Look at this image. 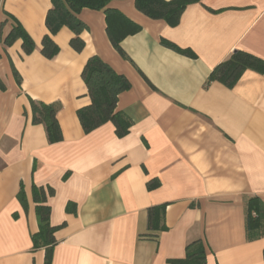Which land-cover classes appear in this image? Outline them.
<instances>
[{"label": "crops", "instance_id": "obj_1", "mask_svg": "<svg viewBox=\"0 0 264 264\" xmlns=\"http://www.w3.org/2000/svg\"><path fill=\"white\" fill-rule=\"evenodd\" d=\"M51 6L0 0V264H45V249L33 242L34 185L54 189L52 264H172L197 240L207 264H264V230L248 237L245 217L249 197L264 202V73L247 69L233 88L206 85L236 49L264 60V0H201L176 26L148 17L135 0H112L109 7L141 26L121 43L130 60L112 45L104 11L91 8L79 13L85 48H72L75 34L64 26L52 35L58 54L46 58ZM3 9L33 38L32 53L21 39L4 49L11 24L2 27ZM94 55L131 82L117 104L133 121L124 137L112 122L90 133L80 122L78 110L91 103L82 71ZM31 99L58 107L62 140L50 142L46 125L33 121ZM161 204L167 229L151 231L149 208Z\"/></svg>", "mask_w": 264, "mask_h": 264}, {"label": "trees", "instance_id": "obj_2", "mask_svg": "<svg viewBox=\"0 0 264 264\" xmlns=\"http://www.w3.org/2000/svg\"><path fill=\"white\" fill-rule=\"evenodd\" d=\"M112 0H52V6L46 16V25L49 29L42 40L41 53L48 59L56 56L60 50L52 35L57 34L62 27L67 26L74 32L70 45L80 52L85 48V41L81 33L88 26L79 18L83 8L102 10L106 14L107 34L109 39L125 59L130 57L121 46L122 41L129 35L140 31L141 26L121 11L109 7ZM201 0H135L136 8L156 20H164L170 26L180 23L186 8ZM212 10V9H209ZM213 11V10H212ZM2 27L10 22L9 33L3 36L2 43L5 50L18 39L22 40V46L26 54H30L36 48L31 35L26 31L20 21L10 12L3 9ZM162 44L187 56L196 57L189 49H183L173 42L162 38ZM252 69L264 73V60L244 50L236 49L226 60L219 63L210 73L206 85L218 81L229 88H233L243 73ZM14 74L19 84L21 76L14 68ZM82 78L88 88L91 103L78 110V116L86 133H90L107 122H112L116 127L119 137L126 136L133 125L132 119L123 111L117 110L119 96L130 89L131 82L123 74L118 73L109 63L100 56H91L84 66ZM0 88L6 89L0 80ZM33 110V121L44 123L50 142L62 140V130L57 119L58 107L54 104H45L31 99ZM160 183L150 182V190L156 188ZM34 200L36 202V213L39 221V231L33 235L34 248L45 249V264H52L53 249L58 243L55 236L60 226L52 225L50 221L51 207L47 204L48 195L54 194V189L49 187H33ZM18 199L24 207H27V198L23 188L18 194ZM166 204L149 208V229L151 231L166 230L165 212ZM67 210L75 212L76 207L68 205ZM246 230L248 237L264 230V202L258 196L249 197L245 206ZM154 236V234H148ZM172 264H207L206 249L201 240L190 243L186 248L183 258L171 259Z\"/></svg>", "mask_w": 264, "mask_h": 264}]
</instances>
